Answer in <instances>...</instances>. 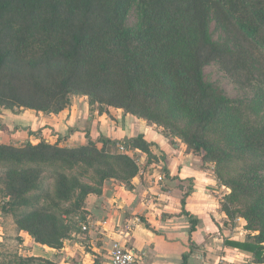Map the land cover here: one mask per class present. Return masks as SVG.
<instances>
[{"label": "trees", "instance_id": "obj_1", "mask_svg": "<svg viewBox=\"0 0 264 264\" xmlns=\"http://www.w3.org/2000/svg\"><path fill=\"white\" fill-rule=\"evenodd\" d=\"M210 18L224 43L211 40ZM212 61L245 78L244 85L257 83L252 103L260 110L264 0H0V109L58 113L71 97L86 96L90 105L121 109L203 151L230 189L220 210L248 232L224 244L263 264L264 177L258 169L264 166V117L251 121L243 102L204 82L201 69ZM86 136V144L71 146L61 138L0 142L8 198L0 211L17 226V245L0 264H57L19 255L18 231L58 249L79 232L88 194L100 193L105 180L128 184L138 173L132 155L105 149L118 142ZM121 142L154 159L142 134Z\"/></svg>", "mask_w": 264, "mask_h": 264}, {"label": "crops", "instance_id": "obj_2", "mask_svg": "<svg viewBox=\"0 0 264 264\" xmlns=\"http://www.w3.org/2000/svg\"><path fill=\"white\" fill-rule=\"evenodd\" d=\"M86 133L91 139L111 142L142 134L151 143L154 159L148 161L139 154L135 159L139 170L130 183L108 179L100 193L88 194L79 232L60 248L22 234L28 255L58 264H111L112 245L119 241L136 253L138 264L240 263L242 253L224 244L233 228L225 226L227 217L215 205L210 189L215 183L202 172L200 157L181 144H172L170 137L132 115L107 118L91 112L82 97L73 98L58 113L0 109L1 143L35 144L61 138L66 145H82L88 142ZM237 229L233 233L240 236Z\"/></svg>", "mask_w": 264, "mask_h": 264}, {"label": "rangeland", "instance_id": "obj_3", "mask_svg": "<svg viewBox=\"0 0 264 264\" xmlns=\"http://www.w3.org/2000/svg\"><path fill=\"white\" fill-rule=\"evenodd\" d=\"M135 21H136L135 12L131 11L130 15L128 16L127 22L129 25H133ZM208 33H209L212 41L220 43V44L224 43V41H225L224 33L219 28V26L217 25V23L214 21L213 18H210L209 25H208ZM258 70L260 73H264V64L262 66H260L258 68ZM201 73H202V78L207 85L211 86L212 88H217L219 91H221V93L226 98H228L231 101L243 102V106H246V109H245V111L247 113L246 116L249 119H252L251 121H254L256 119L260 120L261 118L264 117V114H263L264 113V104L262 105L260 110L256 111L255 106H254L255 104L252 103L255 92H256V85H257L256 82H253V84L251 86L242 84L241 80H243L245 78L241 79V78H238L236 76L229 75L228 73H226L224 71L222 65L218 61H212V62L205 64L201 69ZM75 97L76 98L82 97L83 99H85L88 102V99L86 96H73V97H71L70 101H72V99ZM119 110H120V112H118ZM119 110H117V108L108 107L106 105L100 106L97 103L90 105V111L91 112L106 114L107 118H109V117L113 118L114 116H116V114L123 113V111L121 109H119ZM133 117H135V116H133ZM135 118H137V117H135ZM137 119H139V118H137ZM139 120L142 122L143 125L149 124L152 126V129L157 130L159 133H162V134L170 137V135L167 134V131L163 130L161 127L155 126L151 122L146 121L144 119H139ZM100 139H102V138L98 137V138H95L93 140L97 141ZM103 139H105V138H103ZM170 141L172 144H175V143L181 144L182 147H184L188 153L190 152V153L196 154L200 157L202 172L207 174V176L211 177L212 181L215 183V185L210 188L212 191L211 195L214 198V200L216 201L215 205L217 206V209L219 210V212H222L220 210V204L225 200V197L229 193L230 189L226 185L221 184L220 181L218 180V177L216 176V165H215V163L212 161H208V160L203 159L202 158L203 151H201L200 154L195 153L192 148H188L187 145L185 143H183L178 138H171L170 137ZM54 142H56V141H54ZM54 142H49V143H54ZM97 143H98L97 145L99 147H101V143L100 142H97ZM118 143H122V142L118 141ZM19 144H21V143H17L14 145H19ZM60 144L66 145V144L62 143V141L60 142ZM117 144H115V145L106 144L105 149L109 152H112V153H122L118 150ZM68 146H71V145H68ZM141 153L144 155V158L147 160L146 154L143 152H140L138 150L134 151L132 157H134L136 159L139 154L141 155ZM127 154L130 155V153H127ZM241 163L242 162H240V164ZM239 166L240 165H235L234 168H238ZM263 168H264V166H262L261 168L258 169L259 173L261 174L262 177H264V169ZM4 175H5V171L2 168H0V206L3 203H5L8 199L7 196L5 195L6 191L4 188L5 187ZM80 222H82V220L78 221V225L80 224ZM225 223L224 224L227 228H231V229L233 228L234 229V230L233 229L229 230L230 231L229 237H239L238 239H241V238L246 237V235L248 234V232L242 228L243 222L241 220H238V221L236 220L235 223H231L230 221H227ZM79 227H80V225H79ZM236 227L237 228L239 227V229H237V231L239 232V234H241L240 236H236L233 233V231L234 232L236 231L235 230ZM16 230H17V226L14 222L13 217L9 213L8 214H2V212L0 211V259L2 258L1 257L2 255H8V253H10V250L13 249L14 247H16V245H17ZM22 234H27V233H25L23 231H18L17 235L21 239L20 244H18V252H19V255H28V252L24 249L25 242H26L27 238L24 239L22 237ZM239 251H240V253H242L243 256H240V258H239L240 263H237V264H249L252 261L251 254L248 252H245V251H241V250H239ZM55 263H57V262H55ZM227 263H233V262L228 261Z\"/></svg>", "mask_w": 264, "mask_h": 264}, {"label": "built area", "instance_id": "obj_4", "mask_svg": "<svg viewBox=\"0 0 264 264\" xmlns=\"http://www.w3.org/2000/svg\"><path fill=\"white\" fill-rule=\"evenodd\" d=\"M117 148L122 153H131V150H128L122 143H118ZM236 220L238 221L240 219L237 218ZM82 229H85V227L82 226ZM110 257L111 264H138V257L136 253L121 244L119 241L113 243L110 251Z\"/></svg>", "mask_w": 264, "mask_h": 264}]
</instances>
